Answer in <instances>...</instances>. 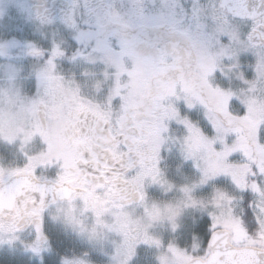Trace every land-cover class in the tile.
Here are the masks:
<instances>
[{
	"label": "snow or ice",
	"instance_id": "obj_1",
	"mask_svg": "<svg viewBox=\"0 0 264 264\" xmlns=\"http://www.w3.org/2000/svg\"><path fill=\"white\" fill-rule=\"evenodd\" d=\"M36 19L58 38L24 43L38 62L35 91L0 90L17 109L14 118L0 111V137L41 147L24 152L20 165L0 167V236L11 243L32 226L27 247L39 254L51 243L47 209L79 206L121 237L115 264H130L141 243L162 246L151 223L139 230L144 219L166 218L179 231L182 208L193 207L202 219L192 222L187 244L168 243L170 264H264V0H67ZM18 43L0 44V55ZM78 62L91 67L79 76L62 70ZM225 69L244 87L216 83ZM4 71L11 84L19 70ZM88 77L90 91L81 80ZM197 108L206 125L192 123ZM174 128L184 135L172 136ZM169 141L180 144L198 179L180 186L182 207L161 210L149 206L146 188L174 187L159 168ZM201 189L211 195L197 196Z\"/></svg>",
	"mask_w": 264,
	"mask_h": 264
},
{
	"label": "flooded vegetation",
	"instance_id": "obj_2",
	"mask_svg": "<svg viewBox=\"0 0 264 264\" xmlns=\"http://www.w3.org/2000/svg\"><path fill=\"white\" fill-rule=\"evenodd\" d=\"M67 0H0V28L4 31L10 28L11 22L19 23L26 29H32L34 36H38L41 41L48 42L53 38H58L55 33V27L50 25H41L36 19V14L42 12L45 8L53 13L57 12L62 3ZM26 54L25 49L22 50ZM22 53V52H20ZM69 66L65 68L67 71ZM35 91V85L30 91L31 95ZM36 144L38 140H33ZM40 144V143H39ZM166 144L161 152L159 168L162 170L165 163L170 158ZM60 147L64 146L63 127L60 135ZM39 148L41 147L38 146ZM38 148V150H39ZM17 165H0V167L11 168ZM166 172V171H165ZM162 188L159 185H147L149 206L155 202L163 210L166 195L162 197ZM169 200V192H167ZM167 200V201H168ZM139 214L142 209H136ZM110 221V217H106ZM158 221L149 222L144 219L139 230H143L145 224L151 223L148 228L150 235L161 239L169 234V226L164 230ZM156 225H158L156 227ZM43 234L50 239V246H45L39 254L33 253L27 245L34 240L35 231L32 226H28L17 233L18 239L8 242L6 237L0 236V264H61L63 257L83 259L86 264H115L113 260L116 245L121 237L116 233L108 231L105 227L97 224L90 212H83L79 206L72 207L67 204H53L44 215ZM163 247L155 245H146L141 243L136 249L135 256L130 264H162L161 257H164L163 264H169Z\"/></svg>",
	"mask_w": 264,
	"mask_h": 264
},
{
	"label": "rangeland",
	"instance_id": "obj_3",
	"mask_svg": "<svg viewBox=\"0 0 264 264\" xmlns=\"http://www.w3.org/2000/svg\"><path fill=\"white\" fill-rule=\"evenodd\" d=\"M6 30L7 31H4L0 28V44H10V42L13 40L18 41L19 43L14 47H9L5 55H0V90L6 89L11 86L13 90H18L22 96H31L30 91L35 85L33 70L37 66L38 62L34 58L23 53L22 50L24 49V43L26 41H35L38 44L44 46H47L49 43L41 41L38 36H34L35 32L33 31V28L26 29L19 23L11 22L10 28ZM226 62L230 63V61ZM7 65H12L19 70L15 81L11 84L9 83L7 74L4 71V66ZM67 66H69L70 69L66 71L65 67ZM90 67V65L78 62L73 65L63 64L62 70L66 73L74 71L79 76V73L83 69ZM241 68L245 73H251V69L248 66V61H242ZM225 72H227V75H223L219 71L216 72V83H218L221 87L237 90L244 87V85L236 77V70L229 72L228 69H225ZM93 79L94 77H88L86 79L81 78L86 91L91 90ZM104 87L106 88L107 85L105 84ZM0 111L6 112L10 117L14 118L17 109L15 106L5 103L4 99L0 97ZM191 120L192 123L196 125L203 126L207 124V120L204 118L203 109L200 108L193 110ZM183 135L184 132L182 129L174 128L172 131V136L174 137H182ZM38 146H40L39 143L36 144L32 141L22 147L21 139L19 137L11 142L0 137V165H20L24 161L23 153L35 152L38 150ZM167 149V153L168 155H170V158L165 163V170L163 167L161 172L163 173L164 177L174 185V187L168 191L162 189L163 193L161 197L165 194L166 198L164 202H167L163 206L165 207V205L171 204L174 208L182 207L185 201V197L184 194L180 191V186L191 184L193 181H196L198 179V173L193 168L191 160L184 159V155L181 151L179 143L170 141ZM167 192H169L170 194L169 200ZM201 195L207 198L211 195V192L209 189H201L197 192V196ZM201 219L202 213L199 211V209L193 207H183L180 218L178 220V223L180 224L179 231L173 230L170 222L166 218L159 220L158 223L161 226L156 225V227H162V225H164L163 227L166 231L167 224L170 230L168 236L164 238V241L162 243L163 250L166 252V246L170 241L173 243H176L178 241L182 244H187V227H193L194 225L192 222H199ZM166 257L167 261H169L170 264V255H166Z\"/></svg>",
	"mask_w": 264,
	"mask_h": 264
},
{
	"label": "trees",
	"instance_id": "obj_4",
	"mask_svg": "<svg viewBox=\"0 0 264 264\" xmlns=\"http://www.w3.org/2000/svg\"><path fill=\"white\" fill-rule=\"evenodd\" d=\"M64 69V68H63ZM191 229V227H187V230L189 231Z\"/></svg>",
	"mask_w": 264,
	"mask_h": 264
}]
</instances>
